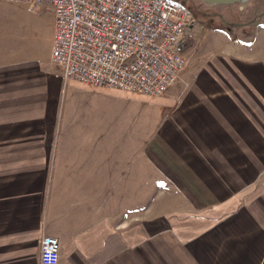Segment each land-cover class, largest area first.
<instances>
[{"label": "crops", "instance_id": "0c3cea01", "mask_svg": "<svg viewBox=\"0 0 264 264\" xmlns=\"http://www.w3.org/2000/svg\"><path fill=\"white\" fill-rule=\"evenodd\" d=\"M211 13L150 97L63 88L52 12L0 2V264H264V24Z\"/></svg>", "mask_w": 264, "mask_h": 264}, {"label": "built area", "instance_id": "2783aa9c", "mask_svg": "<svg viewBox=\"0 0 264 264\" xmlns=\"http://www.w3.org/2000/svg\"><path fill=\"white\" fill-rule=\"evenodd\" d=\"M54 17L50 65L64 83L161 97L185 66L183 41L197 25L170 0H0ZM59 242L42 236L39 264H58Z\"/></svg>", "mask_w": 264, "mask_h": 264}, {"label": "rangeland", "instance_id": "374dc122", "mask_svg": "<svg viewBox=\"0 0 264 264\" xmlns=\"http://www.w3.org/2000/svg\"><path fill=\"white\" fill-rule=\"evenodd\" d=\"M170 1L186 5L194 12L197 23L202 24L208 29L212 27V24H216L215 26L222 27L221 25L223 21L204 18L201 15L196 14V10H199L203 7L209 8L212 12L219 13L220 15L223 16V18L221 19H225V20L227 19L229 21H242L241 19H243L244 23L246 24H250L252 21L257 20L256 18H259L264 14V0H250V2L245 5L232 4V5H219V6L218 5L208 6L203 2V0H170ZM229 13L234 14V16L229 15ZM236 14H241L243 18H238L241 16L240 15L235 16ZM258 22L264 24V16L260 17ZM255 25L257 24H254L252 26ZM229 30H232L233 32H238L235 27L229 28ZM247 30L249 32L247 33V37H249L250 39L252 37L253 29H247ZM50 69L54 73L60 72L59 74H61L60 69H58L55 66L51 65ZM68 83L63 84V88H65ZM66 91L68 95L69 93L68 89H66Z\"/></svg>", "mask_w": 264, "mask_h": 264}, {"label": "water", "instance_id": "95a60500", "mask_svg": "<svg viewBox=\"0 0 264 264\" xmlns=\"http://www.w3.org/2000/svg\"><path fill=\"white\" fill-rule=\"evenodd\" d=\"M250 0H203L204 3L209 4V5H232V4H247ZM264 15V14H263ZM249 25H252L250 23Z\"/></svg>", "mask_w": 264, "mask_h": 264}, {"label": "flooded vegetation", "instance_id": "af4514ba", "mask_svg": "<svg viewBox=\"0 0 264 264\" xmlns=\"http://www.w3.org/2000/svg\"><path fill=\"white\" fill-rule=\"evenodd\" d=\"M250 2V1H249ZM248 2V3H249ZM206 4V3H205ZM208 6H213V5H209V4H207ZM212 11L209 9V8H207V7H203V8H201V9H199V10H196V13H198L199 15H201L202 17H206V16H208V17H211V16H215V17H217V16H219V15H217L216 13H211ZM260 17H262V16H260ZM260 17L259 18H256L257 20H255V21H252L251 23H252V25H254V24H258L259 22H258V20L260 19Z\"/></svg>", "mask_w": 264, "mask_h": 264}, {"label": "trees", "instance_id": "16d2710c", "mask_svg": "<svg viewBox=\"0 0 264 264\" xmlns=\"http://www.w3.org/2000/svg\"><path fill=\"white\" fill-rule=\"evenodd\" d=\"M188 38L189 37L186 36L184 41L187 40ZM193 45L194 43L189 44V46L186 43H184L183 47H181L180 49V52H185V53L188 52L193 47Z\"/></svg>", "mask_w": 264, "mask_h": 264}, {"label": "bare ground", "instance_id": "6f19581e", "mask_svg": "<svg viewBox=\"0 0 264 264\" xmlns=\"http://www.w3.org/2000/svg\"><path fill=\"white\" fill-rule=\"evenodd\" d=\"M188 8V7H187ZM192 13H193V11L190 9V8H188ZM195 15V14H194Z\"/></svg>", "mask_w": 264, "mask_h": 264}]
</instances>
